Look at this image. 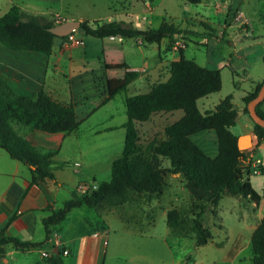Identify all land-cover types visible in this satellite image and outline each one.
Returning <instances> with one entry per match:
<instances>
[{
	"label": "rangeland",
	"instance_id": "374dc122",
	"mask_svg": "<svg viewBox=\"0 0 264 264\" xmlns=\"http://www.w3.org/2000/svg\"><path fill=\"white\" fill-rule=\"evenodd\" d=\"M228 3L229 0H203L196 6L185 0H156L154 3L148 0H0V17L7 13L12 5H17L23 12L53 19L57 24L66 22L65 19L73 15L76 19L90 22L120 20L133 23L136 28L144 31L157 29L166 22L182 31L174 36L176 39H165L160 45H148L140 39H109L104 45L113 50L106 51L104 57L99 60L95 59V54L102 46L101 43H97L99 41L95 38L86 37L85 42L81 44L82 36L78 32L74 33L76 40L81 44L74 51V56L80 59L76 62L81 65V58L85 61L84 68L78 69L81 82L75 84L72 98L80 105L77 108L79 118L83 122L88 120L83 130L76 132L77 136L71 135L64 144L65 151H62L58 160L65 156L73 160L72 164L63 163V168L61 164L57 166L56 171L61 178L67 179L68 182L78 179L76 172L80 168L73 166L78 159L84 163L86 177L90 178V175L95 173L101 182L111 180L110 163L121 156L124 146L123 130L114 125L127 119L124 112L125 99L148 93L155 85L166 82L171 63L178 61L180 51L186 48L187 59H195L199 65L210 61L213 50L221 54L225 61L235 55L242 56L241 59L234 60L232 68L225 63L209 65L221 69L223 75L222 89L209 97L212 98L210 102L234 95V103L239 107L241 101L238 99L243 94L242 90L251 86L252 81L264 77V0L245 2L240 11L249 23L244 25L237 21L239 10H228L223 6ZM215 5H221V8L217 9ZM203 24L211 30L206 29ZM212 30L217 37L227 41L208 39L204 34H212ZM79 45L66 43L65 48ZM78 70H73V73L76 74ZM233 70H237L240 75L234 77ZM68 71L67 69L63 75L66 81L61 78L58 80V86L64 93L68 90ZM129 71H136L139 75L127 86V91L93 112L109 92L125 84V74ZM234 79L240 82L241 91L234 89ZM177 114L182 112L174 116L169 115L167 119L156 116L152 125L137 124L139 146L145 151L153 140H163L164 129L177 119ZM107 122L112 126H107ZM243 130L244 122L237 121L235 132ZM162 167L167 169L171 164L163 159ZM261 176L264 180V174ZM93 184L97 185L96 182ZM206 202L204 198L196 199L192 189L181 176L169 174L159 196L149 200L144 194L133 193L132 201L121 207V211L118 208L106 209V212L109 211L106 223L110 227L106 264H200L205 259L204 254H199L202 249L195 245L193 221ZM242 203L235 197H225L218 211L219 217L224 220L222 223L217 214L210 211L206 213V222L213 235L212 241L226 243V250L230 249L232 241L240 232L250 235L245 221L249 214L241 208ZM171 209L178 210L181 216V226L177 230L168 228L166 223V214ZM219 224L224 225L226 229L221 231ZM208 250L214 248L209 247ZM225 252H218L221 256H209V259L215 261L211 260L208 264H240L216 261L220 260ZM64 261L66 264L68 258L64 257Z\"/></svg>",
	"mask_w": 264,
	"mask_h": 264
},
{
	"label": "trees",
	"instance_id": "16d2710c",
	"mask_svg": "<svg viewBox=\"0 0 264 264\" xmlns=\"http://www.w3.org/2000/svg\"><path fill=\"white\" fill-rule=\"evenodd\" d=\"M148 1L154 3L156 0ZM185 1L196 6L202 3V0ZM57 25L53 19L23 12L17 5H12L0 17V45L15 52L40 53L49 57L53 54L55 40L68 37H57L50 32ZM203 26L210 29L206 24ZM81 28L84 31L83 35L80 34L82 37L140 39L148 45H160L163 40L182 33L177 26L166 22L157 29L145 31L136 28L133 23L120 20L82 21ZM212 31V34L204 35L210 40L216 38L218 41H227ZM169 73L166 82L155 85L148 93L126 98L127 121L122 126L125 130L124 146L121 156L112 162L111 180L99 183L98 188L89 194L74 193L61 208H47L45 211L49 215L42 221L46 235L42 243L7 237L6 230L16 218L11 217L0 231V264L9 245L21 251L49 246L52 235L50 228L60 225L74 209L86 207L98 213L103 209L121 208L129 204L133 193L144 194L149 200L159 196L169 174L179 175L193 189L211 195L193 221L196 247L207 245L213 238L206 222V213L210 211L217 214V208L225 197L243 198L253 204L250 211H256L261 197L250 181L245 179V176L255 174L252 158L249 151L239 149L238 137L231 132L237 116L233 95H228L213 111L202 113L198 108L200 99L221 91V71L203 67L187 59L184 51H180V59L171 63ZM138 75L136 71L127 72L125 84L109 92L101 106L127 91V86ZM263 84L264 80L243 98L244 113L249 117L248 105L257 98ZM176 111H182L184 116L165 128L163 140H153L144 151L139 146L137 124L148 122L155 114ZM256 111L264 119V101L256 107ZM82 123L73 103L57 102L43 90L31 96L20 95L0 75V148L30 169V185L56 182L53 165L58 151H45L36 147L20 135L15 126L21 125L31 131L50 135L71 136L78 132ZM254 125V135L259 146L264 141V128ZM204 131H215L217 134L219 154L216 158L206 155L191 139ZM163 159L170 162V168L162 167ZM260 173L263 170L260 169ZM166 216L168 228L179 229V211L171 209ZM251 244L254 255L252 264H264V219L253 233ZM45 261L46 264H65L63 251L58 249V254L53 252Z\"/></svg>",
	"mask_w": 264,
	"mask_h": 264
},
{
	"label": "crops",
	"instance_id": "0c3cea01",
	"mask_svg": "<svg viewBox=\"0 0 264 264\" xmlns=\"http://www.w3.org/2000/svg\"><path fill=\"white\" fill-rule=\"evenodd\" d=\"M246 1L247 0H229V3L227 5L224 4L223 6L228 10L232 9L234 11H240ZM215 7L218 9L221 8V5H215ZM240 13L242 12L240 11ZM65 20L81 21V19H76L73 15L67 17ZM109 39L122 40L119 38L97 39V41H99L97 43H101L102 46L100 49H97L98 52L95 54V59L99 60L104 57L106 51L110 52L113 50L110 46L104 45V42ZM173 39L176 38L173 37L172 40ZM80 40L81 44H83L86 37H81ZM66 41L67 39H56L53 54L49 57L40 53L27 54L15 52L0 45V75L5 78L14 91L20 95L31 96L34 93L43 90L53 100L64 104L73 103L77 109L80 105L72 98V94L74 95L75 93V84L81 82L79 77L81 73L78 69L84 68L83 62L85 59L81 58L82 64H77L76 60L80 59L78 56H74V51L80 47L81 44L79 46L65 48ZM187 49L188 48L184 50L186 58ZM85 55H87V53ZM241 57L242 56L235 55L234 58L230 57L229 60L225 61L221 54L217 53L216 50H213L209 57L210 61H207L205 65H200L210 69H219L218 67L213 68L209 65L213 66L216 64L217 66L218 64L225 63L232 68L234 60L241 59ZM192 60L196 62L195 59ZM67 69L69 70L68 72H70V77L66 83V85H68V90L66 89L67 92L64 93L63 90L60 89V86H58V80H60V78L64 80L63 75H65L64 73ZM73 70H78V72L74 74ZM219 70L222 74V70ZM244 71L247 72L246 69H244ZM168 74L167 80L170 77V73ZM233 75L236 77L240 74L237 70H233ZM263 80L264 77L260 80L258 79V81H252L251 86L247 87L246 90H242L243 94L238 99L241 101L239 107L235 105L233 95V105L234 109L237 111V116L235 119V125L231 127V132L238 138L246 135L251 136L252 148L248 151L252 158V166L254 169H256L254 165L255 160L260 159L264 161V141L257 146V141L254 135L255 125L251 118L244 113L245 105L243 103V98L247 93L253 91L256 85ZM233 85L235 90L241 89L240 82L236 79H234ZM210 96L198 101V108L202 113L215 110L216 106L224 100L220 97L218 101L210 102V99H212L209 98ZM99 108H101V104L95 108L93 112ZM124 112L126 113V109H124ZM179 112L182 111L155 114L148 122L142 125H148V123L152 125L156 116L160 118L165 117V119H167L169 115L174 116ZM177 115V119H174L173 123L179 121L184 116V113L182 112V114ZM87 120L82 123L78 133L83 130ZM240 120L244 122V130L236 133L235 127L237 121ZM126 121L127 119L122 123L120 122L118 125H114V127H121L120 129L123 130L124 136L125 130L122 126ZM101 125L103 126V124ZM106 125L109 126V122H107ZM17 127L18 128L15 126L17 132L26 137L28 141L36 147L42 148L45 151H58V155L55 158V164L53 165L56 182L45 181L39 182L37 185H30L32 179L30 169L22 163L12 159L6 151L0 148V231L2 226L11 217L16 216L15 220L6 230V236L31 243H42L46 236L42 221L49 215L45 210L49 207L53 209L61 208L65 201L69 200L74 193H77V187L80 183L96 182L98 185L101 180L98 179L95 173L90 175V178L86 177L84 175V172L86 173V170L83 168L84 163L78 159L73 165L74 167H76L75 164L80 165L79 167H76L80 169L76 172L78 179L75 178L76 180H74V182H68L67 179L61 178L57 173L56 169L59 164L62 165L65 162L72 164L73 159H69L70 157L68 156H65V158L60 161L58 160L62 151H65L63 149L64 144L71 136L63 134L50 135L41 131H31L29 128L21 125H17ZM73 135L77 136L76 133ZM191 139L209 157L216 158L218 156V137L215 131H204L192 136ZM112 162L110 163L111 165ZM260 169L263 170V173L259 172L245 176V179L250 181L253 189L261 197L260 204L256 208V211L254 213L250 211L253 204H249L248 201L243 198H237L240 203L243 201L241 208L246 210L249 214V217H245V221L248 224L247 230H249L250 235L248 236L243 232H240L232 241V245L228 250H226V248H228L226 243L214 242V240L212 241L211 239L207 245L198 248L202 249L201 252L199 251V254H204L205 259L200 264H208L209 261L213 260L209 259V256L212 254L218 256L220 255L218 252H222L223 250L226 251L225 254L220 260L217 259L216 261L252 264L254 256L251 244L252 235L258 228L260 222L264 219V180H262L263 177L261 176L264 174V167ZM182 180L184 179L182 178ZM186 185L192 189V193L195 195L196 199L204 198L208 200L211 197V195L206 192L193 189L187 182ZM259 189L261 191H259ZM118 209L121 211V208ZM218 211L219 207L217 208V215L219 217ZM108 213L109 211L106 212V209L100 210L98 213L93 209L86 207L74 209L60 225L50 228L52 235L49 246H45L43 249L21 251L17 250L12 245H9L7 247L6 256L1 264H46V258L42 257V253H50L56 249L61 251L67 250L69 252L68 255H64V257L68 258L66 264H106L110 236V227L106 223V220L109 217ZM219 219L221 223L224 221L221 216ZM219 225L221 231L226 229L224 225ZM209 247H213L214 250H208ZM213 261H215V259Z\"/></svg>",
	"mask_w": 264,
	"mask_h": 264
},
{
	"label": "water",
	"instance_id": "95a60500",
	"mask_svg": "<svg viewBox=\"0 0 264 264\" xmlns=\"http://www.w3.org/2000/svg\"><path fill=\"white\" fill-rule=\"evenodd\" d=\"M81 24L82 21H76V20L66 21L64 23L58 24L54 28H51L50 32L57 37H67L75 32H78L79 34L83 35L84 31L81 28ZM118 38L121 39L120 37ZM263 101H264V84L257 98L248 105V111L252 121L254 122V124H257L262 128H264V119L257 114L256 107ZM238 147L241 151L250 150L252 148L251 136L246 135L239 137ZM53 252L55 254H58V249H56Z\"/></svg>",
	"mask_w": 264,
	"mask_h": 264
},
{
	"label": "built area",
	"instance_id": "2783aa9c",
	"mask_svg": "<svg viewBox=\"0 0 264 264\" xmlns=\"http://www.w3.org/2000/svg\"><path fill=\"white\" fill-rule=\"evenodd\" d=\"M237 21H239L240 24H243V25L249 23L248 20L244 17V15L242 13H240L238 15ZM66 39H67V41H66L67 44H70V43L71 44L76 43L78 45L80 44V42L78 40H76L75 34L69 35ZM254 162H255L254 165L256 167V169H255V174H256V173H259L260 172V170H259L260 168H263L264 167V161L258 159V160H255ZM75 166L78 167L79 164H75ZM97 188H98V185H96V184L82 182L77 187V193L79 195L89 194V193L95 191ZM52 253L53 252H50V253L44 252V253H42V257L43 258H48V257H50L52 255ZM68 253L69 252L67 250H64L63 251V254L65 256L68 255Z\"/></svg>",
	"mask_w": 264,
	"mask_h": 264
}]
</instances>
